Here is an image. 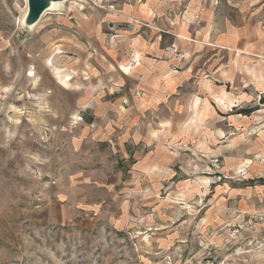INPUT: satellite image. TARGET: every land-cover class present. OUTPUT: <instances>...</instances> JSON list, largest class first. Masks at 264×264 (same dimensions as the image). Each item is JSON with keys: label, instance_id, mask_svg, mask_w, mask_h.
<instances>
[{"label": "rangeland", "instance_id": "1", "mask_svg": "<svg viewBox=\"0 0 264 264\" xmlns=\"http://www.w3.org/2000/svg\"><path fill=\"white\" fill-rule=\"evenodd\" d=\"M56 2L0 0V264H264V0Z\"/></svg>", "mask_w": 264, "mask_h": 264}, {"label": "water", "instance_id": "2", "mask_svg": "<svg viewBox=\"0 0 264 264\" xmlns=\"http://www.w3.org/2000/svg\"><path fill=\"white\" fill-rule=\"evenodd\" d=\"M48 0H28V17L31 20L39 19V16L45 10ZM58 1V0H52Z\"/></svg>", "mask_w": 264, "mask_h": 264}, {"label": "bare ground", "instance_id": "3", "mask_svg": "<svg viewBox=\"0 0 264 264\" xmlns=\"http://www.w3.org/2000/svg\"><path fill=\"white\" fill-rule=\"evenodd\" d=\"M54 2H56V1H52V0H48L47 1L45 10L43 11V14H46L47 12H51V11H54L55 12V10H57V9L60 8L61 3L60 4H55ZM62 5H63V3H62ZM23 17H24L23 18V22H26L27 23V26L29 27V29H33L34 26H35V23H36V21L38 19H36V20L29 19V17H28V10L25 12V15Z\"/></svg>", "mask_w": 264, "mask_h": 264}, {"label": "trees", "instance_id": "4", "mask_svg": "<svg viewBox=\"0 0 264 264\" xmlns=\"http://www.w3.org/2000/svg\"><path fill=\"white\" fill-rule=\"evenodd\" d=\"M252 112H253V110H252V109H249V110H246V111H242L241 114H244L245 116H248V115H250Z\"/></svg>", "mask_w": 264, "mask_h": 264}, {"label": "crops", "instance_id": "5", "mask_svg": "<svg viewBox=\"0 0 264 264\" xmlns=\"http://www.w3.org/2000/svg\"><path fill=\"white\" fill-rule=\"evenodd\" d=\"M242 113V111L239 113V114H241ZM243 116H245L244 114H242ZM248 116H250V115H248Z\"/></svg>", "mask_w": 264, "mask_h": 264}]
</instances>
